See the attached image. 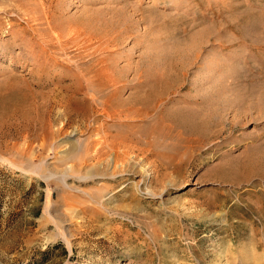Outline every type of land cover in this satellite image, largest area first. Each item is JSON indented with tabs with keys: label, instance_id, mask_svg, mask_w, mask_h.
<instances>
[{
	"label": "rangeland",
	"instance_id": "rangeland-1",
	"mask_svg": "<svg viewBox=\"0 0 264 264\" xmlns=\"http://www.w3.org/2000/svg\"><path fill=\"white\" fill-rule=\"evenodd\" d=\"M8 95L0 264H264V176L235 166L264 151V0H0ZM182 106L206 134L159 120Z\"/></svg>",
	"mask_w": 264,
	"mask_h": 264
},
{
	"label": "bare ground",
	"instance_id": "bare-ground-1",
	"mask_svg": "<svg viewBox=\"0 0 264 264\" xmlns=\"http://www.w3.org/2000/svg\"><path fill=\"white\" fill-rule=\"evenodd\" d=\"M9 2V0H8ZM12 2V1H11ZM10 2V3H11ZM15 2L14 1V4L13 2L11 3L13 6H11L12 8H14V5H15ZM18 4V3H16ZM11 8V9H12ZM17 8V6L15 7ZM19 10V9H18ZM35 15V14H34ZM34 18V17H33ZM39 27V26H38ZM34 32V31H33ZM247 33V32H246ZM246 33H244L246 35ZM194 36V35H193ZM26 40V39H25ZM29 40V39H28ZM27 41V40H26ZM13 43H18V44H21V41L20 39H17V40H14ZM31 43V42H29ZM32 45V44H30ZM21 56H24V54L22 52H20V57ZM170 61H168L169 63ZM177 64V62H175ZM174 63V65L177 67L178 65H176ZM170 64H172L170 62ZM167 68H169L170 70H172L171 68V65L169 67V65L167 64ZM175 67V68H176ZM174 68V69H175ZM169 70V71H170ZM178 74L177 76H175V74L173 75L172 73L168 72V69L166 70L165 69V72L162 71V73L158 74L156 78H150L151 80L148 79V82L146 84H144L145 87H148L147 89L144 88V86L142 85V89L140 91V94H138L135 98V100L139 103L142 104L143 106V111H142V114L144 113H148L150 111L153 110V108L155 107V104L158 102H161L163 100H165V98L173 92V89L175 87V84L180 82V80L182 79L181 76L179 77L180 74H183V70L182 69H178ZM237 74V73H236ZM181 78V79H179ZM102 85V84H101ZM100 86V85H99ZM101 88V87H100ZM99 88V89H100ZM146 90V91H145ZM142 91H144V93H141ZM121 92V90H120ZM118 90L117 92H115V97L118 99V102L119 104H123L125 103V101L123 102V100H119L120 98L118 97L119 94H121ZM15 94V93H14ZM15 96V95H14ZM113 97V96H112ZM94 98V96H93ZM73 100V99H72ZM13 101V96H0V107L1 106H4L5 105H9L11 104ZM105 101V100H104ZM86 102V101H85ZM92 104V103H91ZM85 106L82 107L83 108V112L86 114L89 112V105H88V102H86L84 104ZM126 105V104H124ZM79 108V107H78ZM2 109V107H1ZM91 110V109H90ZM80 111V110H79ZM103 111V110H101ZM199 110H195L191 107H188V106H182V107H178L176 108L175 110L173 109H166L162 112V115L160 116V121H164V120H171L173 121L172 123L175 124V125H178V124H181L183 125L184 127V131L187 133V134H199L200 136H203L204 134H206V130L208 129V125L210 122L208 119L205 118V116L203 115H200L198 113ZM104 113V112H103ZM109 114V113H108ZM125 115V114H124ZM145 116V115H144ZM213 118V117H212ZM212 121V120H211ZM212 124V123H211ZM180 125V126H181ZM160 125L158 124V127ZM168 126V125H167ZM106 127V126H104ZM137 127V126H136ZM161 127V126H160ZM115 128V127H114ZM106 129V128H105ZM154 129V128H153ZM152 130V129H151ZM148 131V128L147 127H144L142 132H146ZM154 131V130H153ZM209 131V130H208ZM151 133V131H150ZM154 135L155 136V140H151L153 141L154 145H164L166 147H169L167 146L165 142V140H167V138H170L169 136V133L167 132L164 133L160 128L156 129ZM109 134V133H108ZM130 134V133H129ZM142 134V133H141ZM110 136V135H109ZM113 137V136H112ZM126 138V137H125ZM124 138V140H125ZM153 139V138H151ZM150 141V142H151ZM152 144V145H153ZM96 144H93L92 147L94 148ZM112 145V144H111ZM90 147V146H89ZM170 147H175L177 148V146H175V144H173L172 146ZM169 147V148H170ZM91 149V148H90ZM98 149V148H97ZM172 149V148H170ZM174 149V148H173ZM93 150V149H92ZM253 150V149H252ZM256 150V148H255ZM254 150V151H255ZM264 150V148H263ZM90 152V150H88ZM97 151V150H96ZM257 152V151H256ZM87 153V152H86ZM89 154V153H88ZM102 154V153H101ZM88 156V155H87ZM91 156V154H90ZM95 156V155H94ZM98 157V156H97ZM85 158V157H84ZM88 158V157H87ZM91 161V157L89 158ZM95 159V158H94ZM231 160V159H230ZM229 160V161H230ZM234 160V159H233ZM89 161V160H88ZM238 168L237 169H240L242 170L243 172H247L246 174H259L261 176H264V151H260L258 155H255V153H253V151L247 153L246 155V159L242 162H237L236 165ZM235 171V170H234ZM240 175V174H239ZM243 175V174H242ZM244 176V175H243ZM247 177V176H246ZM84 178V179H83ZM91 177L88 175L87 177H82L81 178V181H89ZM243 178V177H242ZM92 180V179H91ZM68 185V184H67ZM80 190V189H79ZM149 192V191H148ZM68 232V231H67Z\"/></svg>",
	"mask_w": 264,
	"mask_h": 264
}]
</instances>
